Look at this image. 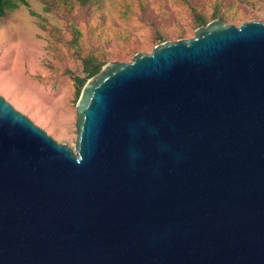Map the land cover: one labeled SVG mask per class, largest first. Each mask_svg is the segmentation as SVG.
I'll list each match as a JSON object with an SVG mask.
<instances>
[{
  "label": "water",
  "instance_id": "obj_1",
  "mask_svg": "<svg viewBox=\"0 0 264 264\" xmlns=\"http://www.w3.org/2000/svg\"><path fill=\"white\" fill-rule=\"evenodd\" d=\"M75 124L0 95V264H264V22L107 62Z\"/></svg>",
  "mask_w": 264,
  "mask_h": 264
},
{
  "label": "rangeland",
  "instance_id": "obj_2",
  "mask_svg": "<svg viewBox=\"0 0 264 264\" xmlns=\"http://www.w3.org/2000/svg\"><path fill=\"white\" fill-rule=\"evenodd\" d=\"M215 19L264 22V0H27L0 16V95L75 149L85 59L130 62Z\"/></svg>",
  "mask_w": 264,
  "mask_h": 264
},
{
  "label": "trees",
  "instance_id": "obj_3",
  "mask_svg": "<svg viewBox=\"0 0 264 264\" xmlns=\"http://www.w3.org/2000/svg\"><path fill=\"white\" fill-rule=\"evenodd\" d=\"M19 3H27V0H0V16H4L8 10L14 9L18 6ZM203 24L205 23L204 19H199ZM104 66V63H100L93 59L92 57H88L84 60V77L75 76V82L79 89L82 90L83 86L87 82V80L97 73H99Z\"/></svg>",
  "mask_w": 264,
  "mask_h": 264
}]
</instances>
